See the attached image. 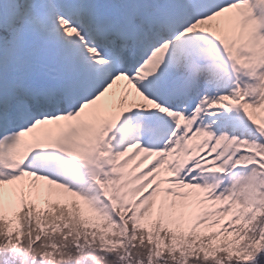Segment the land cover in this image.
Listing matches in <instances>:
<instances>
[{
    "label": "snow or ice",
    "instance_id": "snow-or-ice-1",
    "mask_svg": "<svg viewBox=\"0 0 264 264\" xmlns=\"http://www.w3.org/2000/svg\"><path fill=\"white\" fill-rule=\"evenodd\" d=\"M0 264H264V0H0Z\"/></svg>",
    "mask_w": 264,
    "mask_h": 264
}]
</instances>
